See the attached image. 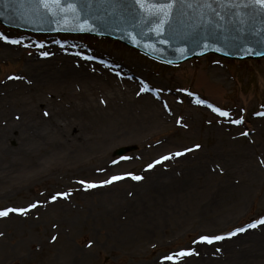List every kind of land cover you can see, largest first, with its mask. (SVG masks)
<instances>
[{
    "label": "rangeland",
    "instance_id": "rangeland-1",
    "mask_svg": "<svg viewBox=\"0 0 264 264\" xmlns=\"http://www.w3.org/2000/svg\"><path fill=\"white\" fill-rule=\"evenodd\" d=\"M85 83L131 90L93 107ZM0 264H264V58L167 65L0 23Z\"/></svg>",
    "mask_w": 264,
    "mask_h": 264
},
{
    "label": "water",
    "instance_id": "water-1",
    "mask_svg": "<svg viewBox=\"0 0 264 264\" xmlns=\"http://www.w3.org/2000/svg\"><path fill=\"white\" fill-rule=\"evenodd\" d=\"M0 20L112 37L168 63L208 53L264 57V0H0Z\"/></svg>",
    "mask_w": 264,
    "mask_h": 264
},
{
    "label": "bare ground",
    "instance_id": "bare-ground-1",
    "mask_svg": "<svg viewBox=\"0 0 264 264\" xmlns=\"http://www.w3.org/2000/svg\"><path fill=\"white\" fill-rule=\"evenodd\" d=\"M4 47L9 49L11 46L5 44ZM52 52L55 54L58 53V55H61L59 57V59H61V60L58 61V63H57V65H60V67H57V69H59V70H62L61 67L64 65L68 66V63H71V60L76 56V53L74 51H72L71 54H66V53H68V51H66L64 49H58V51L53 49ZM7 55L11 56L12 54L8 52ZM67 55H70V56H67ZM101 63L102 64H96L97 68L99 69L98 70L99 73H101L102 71L109 70V68L114 67V62L110 61L109 58H107V57L104 58L103 60H101ZM45 71L49 74H54L56 72V67L46 65ZM82 74H84V72L77 71L75 76H76V78H79L80 80L85 81L83 79V77L81 76ZM88 77H91V76L88 75ZM94 77L97 79L96 76H94ZM207 77H208L207 75L206 76L205 75H199L198 80H197V84L199 86H201L200 88L207 87L209 90H212V91L219 90L218 86L217 87H211L214 83L210 84L209 79ZM21 78L24 79V77H21ZM98 78L100 80L104 81V79H102V78H105V76L98 77ZM84 88H85V91H81L77 95L80 97L81 102H86L87 104L92 105L93 107L109 106L110 101H113V100L115 102L118 101L121 97H124L122 95L126 94L127 92H129L131 90V87H129V89H125V90H122L123 88L119 87L118 91H114V89L112 87L108 86V90H110V93L112 94V96H111L107 93V90H106L107 88H105L103 86H97L96 84L90 85L89 83H85ZM139 89H141V88H139ZM210 108H212V110L214 112L217 111V109L214 108L213 106H210Z\"/></svg>",
    "mask_w": 264,
    "mask_h": 264
}]
</instances>
